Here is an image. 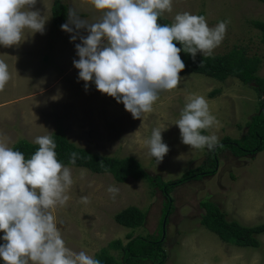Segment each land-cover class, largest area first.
<instances>
[{
  "label": "rangeland",
  "instance_id": "374dc122",
  "mask_svg": "<svg viewBox=\"0 0 264 264\" xmlns=\"http://www.w3.org/2000/svg\"><path fill=\"white\" fill-rule=\"evenodd\" d=\"M60 1L69 10L75 6L77 9L73 10L80 19L89 23L102 16L89 0ZM51 3L52 0H37L36 8L48 19L44 34L32 35L26 30V40L19 46L0 45V59L11 73L10 81L0 92V139L6 140L9 147L18 140L35 144L37 136L59 133L95 155L132 157L153 180L166 183L207 163L209 150L183 144L174 124L190 95L204 96L219 121V126L203 134H215L219 142L244 134L261 98L253 92V85L244 86L234 78L219 82L197 74L182 75L179 86L162 91L153 111L142 119H133L122 103L102 94L94 82L85 90L84 81L78 79L79 70L73 65V60L79 59L75 44L80 39L73 42L72 33L63 31L61 26L52 27ZM185 11L204 15L209 27L230 21L223 42L211 56L241 49L246 57L259 59L255 75L264 78V44L252 26L254 21L264 22L263 4L257 0H173L172 11L165 12L163 18L172 23L176 14ZM79 35L87 33L81 30ZM157 127L166 128L162 137L170 149L161 162L149 154L144 144ZM69 168L74 181L68 192L70 199L65 206L53 209V215L66 246L73 251L83 250L93 256L111 241L124 244L125 235L131 232L132 237H162L166 254L163 264H264V234L258 237V249L222 243L199 225L203 211L198 207L199 201L209 200L226 214L227 220L242 226L264 224V151L240 158L225 150L219 152L211 176L172 189L173 210L161 226L166 201L156 181L149 184L127 178L118 183L109 174ZM110 185L119 188L115 198L107 191ZM82 196L90 202L82 203ZM127 207L144 214L141 227L129 230L114 222V215ZM108 252L121 261L120 251Z\"/></svg>",
  "mask_w": 264,
  "mask_h": 264
},
{
  "label": "clouds",
  "instance_id": "9594fccd",
  "mask_svg": "<svg viewBox=\"0 0 264 264\" xmlns=\"http://www.w3.org/2000/svg\"><path fill=\"white\" fill-rule=\"evenodd\" d=\"M102 16L89 23L70 9L63 31L72 33L78 60L73 65L78 79L102 94L122 103L133 119L153 111L162 91L176 89L186 68L181 51L195 61L197 54L211 56L223 42L230 21L209 27L204 15L187 11L175 15L172 23L158 21L171 12L173 0H89ZM37 0H0V45L19 46L26 30L44 34L48 19L36 8ZM83 30L87 35H79ZM179 43L182 47H177ZM11 79L7 63L0 59V92ZM183 144L190 148L213 150L219 145L215 134L204 132L219 126L207 99L192 94L174 123ZM166 128H154L144 141L158 162L169 152L163 142ZM38 149L30 158L0 139V259L4 264H101L85 251L66 246L53 209L65 206L73 184L71 169L56 152L51 133L37 136ZM78 154H70L75 164ZM113 198L119 188L107 189ZM82 203H89L87 196Z\"/></svg>",
  "mask_w": 264,
  "mask_h": 264
},
{
  "label": "trees",
  "instance_id": "16d2710c",
  "mask_svg": "<svg viewBox=\"0 0 264 264\" xmlns=\"http://www.w3.org/2000/svg\"><path fill=\"white\" fill-rule=\"evenodd\" d=\"M264 5V0H257ZM69 14V9L60 0H52L50 7V18L52 27L57 29L63 25ZM82 16V15H81ZM161 24H170L163 17L158 21ZM254 29L259 32V40L264 44V22H252ZM177 47H182L177 43ZM181 59L185 62L186 68L180 76L186 74H197L216 81H223L226 78H234L244 86L253 85V92L261 98L255 114L245 125V132L238 139L232 140L223 138L219 145L207 154V163H203L194 169L188 170L173 182H159L152 179L139 163L132 157L122 159L110 158L92 154L87 150L70 143L59 133L51 134L56 141V152L58 159L68 167L84 168L95 174H109L114 181L123 183L127 178L135 180L142 179L149 184L156 181L166 203L163 206L161 224H166V219L173 210L170 192L176 186L190 181H200L203 177L211 176L216 166L217 154L223 150L228 151L232 156L240 158L253 156L264 151V78L260 79L255 75L259 59L257 57H246L241 49L232 48L221 56H201L197 54L195 61L191 56L181 51ZM14 150L24 153L25 158H30L38 149V145L30 144L24 140H18L11 146ZM76 152L78 158L75 164L70 163V154ZM208 164V165H207ZM209 166V167H208ZM198 207L202 209L199 218V225L214 234L222 243L230 244L239 248L258 249L260 243L258 237L264 234V224L255 226H242L234 220H227L226 214L213 202L201 200ZM144 214L135 207H127L116 213L114 222L126 229L132 230L141 227L144 223ZM126 242L114 240L94 253V258L101 264H139L148 261L149 264H163L166 254L163 249V238L148 239L146 237H132V233L125 235ZM2 240L0 244H3ZM108 249L121 252V261L112 257ZM1 264L4 261L0 259Z\"/></svg>",
  "mask_w": 264,
  "mask_h": 264
},
{
  "label": "crops",
  "instance_id": "0c3cea01",
  "mask_svg": "<svg viewBox=\"0 0 264 264\" xmlns=\"http://www.w3.org/2000/svg\"><path fill=\"white\" fill-rule=\"evenodd\" d=\"M73 5H74V4H73ZM72 8H73V9H77L75 6H73ZM79 18H80V16H79Z\"/></svg>",
  "mask_w": 264,
  "mask_h": 264
}]
</instances>
